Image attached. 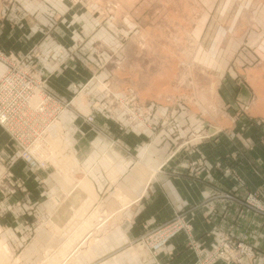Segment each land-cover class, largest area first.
Instances as JSON below:
<instances>
[{"label":"rangeland","instance_id":"1","mask_svg":"<svg viewBox=\"0 0 264 264\" xmlns=\"http://www.w3.org/2000/svg\"><path fill=\"white\" fill-rule=\"evenodd\" d=\"M16 1L0 0V4L5 3L3 9L0 8V20L5 21L9 17ZM62 3L67 8L66 12L44 6L43 13H40L42 19H38L37 12L33 10L38 5H44L43 0L23 1V19L37 22L43 28L37 30L43 34V38L18 60L28 57L27 61L42 74V67L50 63L49 60H41L44 57L43 41L54 36V26L66 20L88 21L92 27L89 28L90 34L88 37L83 34L73 36V52L77 53L79 51L76 48L87 46L91 54L90 68L96 72L98 69V72L90 75L86 90L93 91L89 93V99L88 95H82L86 96L87 101H83L80 112L89 110L87 108L92 99L98 102V108L104 110L107 116L115 118V121L120 118L121 121H116L118 126L126 129L132 128L128 124L127 112L122 108L128 101L127 106L149 103L153 107L156 104L181 102L189 107L184 110L185 114L188 115L190 111L191 115L201 119V123L185 128L186 133L180 142L186 149L198 153L187 165L185 176L195 177L200 183L204 200L194 207L202 210L205 222L210 225L201 242L188 238L189 244L195 249L194 264H215L219 261L225 264H264L263 247L257 244L256 239L249 242L238 233L240 221L237 218H232L233 223L230 224V210L240 214L245 209L243 211L253 216L264 218V60L262 57L256 59L254 51L258 42L262 44L264 36L256 22L258 6H264V1L63 0ZM212 7L215 8L214 12L210 10ZM244 7L249 12L244 13ZM129 9L132 10V16L136 10V28L130 29L127 23L117 25L122 29L116 34L119 46L110 48L97 37L96 22L108 26L107 22L116 17L123 22L130 15ZM263 15L260 14V18ZM230 26L235 27L233 31L229 30ZM246 48L251 52L249 59H237L241 50ZM212 49L214 56H209ZM102 71L106 72L104 78L105 74L98 76ZM229 76L234 79V83H230ZM43 80L47 81L44 75ZM229 86H245L248 89L246 100L239 93L233 94L237 106L232 109L233 113L227 101L232 94L225 90ZM110 103L114 104V109L109 106ZM172 113L171 122L176 123L175 111ZM154 117L155 114L150 119L154 120ZM242 117H246L248 124L239 125ZM170 125L172 131L177 132L173 123ZM147 127H151V124L148 123ZM133 128L147 134L152 132L144 125ZM19 155L20 149L14 139L0 151V241L9 248L5 264H22L19 255L32 239L34 245L24 254L26 261L28 257H33L41 259L42 264H64V255L89 229L95 228L97 222L80 229L81 234L78 236L79 232L74 233L81 226V220L68 227L69 223L59 226L53 221L40 219L43 206H38L31 197L36 195L34 190L42 177L45 179L42 184L46 185L44 194H49L48 184L53 179L48 174L53 172V165L48 168L49 163L47 166L43 164L42 169L46 171L41 176L35 161H24ZM58 157L73 158L71 162L77 164V168H74L79 170L78 176L92 183L83 174L74 149L70 155ZM48 159L57 168L55 178L67 189L63 184L60 161L57 158ZM24 162L29 165L26 166ZM83 182L78 185L82 186ZM79 207L70 215L74 216ZM104 208L102 203L92 204L82 220L86 217L89 220L94 217L96 221L102 218L100 224H105L106 219L113 214ZM90 213H93L92 216ZM184 213L183 216L175 215V220L168 223H174L180 217V228L173 235L179 230L188 234L193 230L192 218H187V210ZM22 217L25 219L19 220ZM113 225L114 217L106 222L100 233L104 234ZM50 231L60 236L58 242L50 241ZM70 236L75 240L66 248L64 244Z\"/></svg>","mask_w":264,"mask_h":264},{"label":"crops","instance_id":"2","mask_svg":"<svg viewBox=\"0 0 264 264\" xmlns=\"http://www.w3.org/2000/svg\"><path fill=\"white\" fill-rule=\"evenodd\" d=\"M23 1L17 0L12 5L9 17L5 21L0 20V51L15 59L22 57L43 38V34L37 32L38 29H43L37 22L23 19ZM43 2L44 5H38L33 10L37 12L38 19H42L43 15L40 16V13H43L44 6L53 7L59 12L67 11L62 3L63 0H43ZM3 4L5 3L0 4L1 9H3ZM210 10L214 12L215 8L212 7ZM263 10L264 6H258V19L256 20L258 28L263 30L262 35H264V15L260 18V14H264ZM129 11L130 15H127V20L123 22L118 17L109 20L108 26L100 24V21L96 22V35L105 45L110 48L119 46L116 34L122 32V29H119L117 25L127 23L130 29L136 28V10L133 16L131 15L132 10L129 9ZM243 11L245 13L248 10L244 7ZM89 28L92 27L88 21L69 22L66 20L54 26V36L43 41L44 57L41 58L43 62L50 61L41 69L47 80L46 87L57 98H60L62 103H68L65 108L67 112L64 110L59 116L63 124V132L72 141L83 174H86L93 183L97 193L95 204L102 203L113 214L112 218L114 217V225L104 234H99L98 240L82 249L71 264H194L195 249L189 244L188 238L191 237L201 242L204 239L205 230L210 225L205 222L202 210L194 207L204 200H202L200 183L195 177L185 176L187 165L190 160L198 156V153L195 154V151L186 149L180 142L186 133L185 128L199 125L201 119L194 114L191 115L190 111L188 115L185 114L184 110L190 108L185 107L181 102L156 104L153 105L155 114L153 122L156 130L147 134L136 128H120L116 121H121V119L117 118L118 120L115 121V118L107 116L104 110L98 108V102L92 99V103L90 102L87 108L89 110L85 113L80 112L83 101H87L86 96L82 97V95H88L89 99V93L93 91V89L86 90V86L96 70L90 68L91 54L87 46L76 48L79 52H73L75 51L73 36L83 34L82 36L88 37ZM229 28L233 31L235 27L230 26ZM254 51L256 59L262 57L264 60V36L262 44L258 42L257 49ZM211 53L207 54L214 56L213 49ZM250 55V49L246 48L241 50L237 59L243 61L249 59ZM5 70V64L0 61V76ZM102 74H105L102 77L104 78L106 72H99L98 76ZM229 80L230 83H234L231 77ZM225 90L232 94L227 101L233 113L232 109L237 108L233 94L239 93L241 98L246 100L248 89H245V86L241 88L229 86ZM62 103L56 102L51 104V107L55 108L57 104ZM171 111L173 113L175 111L176 123L171 122ZM232 113L229 116L232 117ZM88 115L94 117L93 122L87 121ZM245 118H240L239 125L248 124ZM172 123L177 131L175 133L170 127ZM172 134L176 136L171 137ZM13 139L9 131L0 124V151L5 149ZM17 147L20 149L18 144ZM208 155L211 157V152ZM27 162H24L26 166L29 165ZM35 163L40 175L43 176L46 170L42 169L43 166L39 162L35 161ZM52 165L49 164L48 168ZM55 173H57V168L53 165V172L48 174L53 179L48 184L49 194H44L43 188H46V185L42 184L45 181L42 177L34 190L36 195L31 197V200L38 206H43L40 219L53 221L63 226L72 221L73 215L71 216L70 212L81 206L89 194L80 185L69 184L70 187L66 189L55 178ZM209 201L211 204V199ZM215 201L213 202L216 203ZM186 210L187 218H192L193 223V230L189 234L184 230H179L162 243L153 238L158 228L175 220V215H185ZM243 210L245 209H242L240 214L230 210V224L233 223L232 218H237L240 221L237 228L238 233L249 242L256 239L257 244L264 249L263 216H253ZM21 219L25 218H19ZM216 220L215 217L214 221ZM51 236L50 241L58 242L59 235L52 233ZM32 245H34L33 239L19 255L22 264H42L41 259L33 257H28L27 261L24 259V254ZM215 264L225 263L219 261Z\"/></svg>","mask_w":264,"mask_h":264},{"label":"bare ground","instance_id":"3","mask_svg":"<svg viewBox=\"0 0 264 264\" xmlns=\"http://www.w3.org/2000/svg\"><path fill=\"white\" fill-rule=\"evenodd\" d=\"M0 60L3 61L7 66V69L4 74L10 72L12 66L19 63L18 58H12L11 56L4 54L2 51H0ZM23 72L26 73V71ZM15 76L19 78V75ZM43 85L47 86V82H44ZM26 100L29 102V105L23 110L25 114V120L27 122V124H24L23 126V135L27 138L33 137L31 142V148L29 147L31 154L35 156L39 164H42L44 162L43 164L45 166H47V163L53 164V162L48 159L49 157L57 158L62 165V169L60 170V172L64 179L63 184L69 188V184L75 186L78 185L81 181H84L82 187L89 194L88 198L84 201V203L76 210L72 221L69 223L68 227H70V225L74 226L78 220H81L82 223H80L82 227L78 226L79 228H76L77 230L74 233L76 234L79 231L81 232L80 229H82L83 227H90L94 222H97L95 228L91 230L89 229L90 231L88 230L83 236H81L78 241L76 240L77 243L75 242L76 244L74 245V247L71 246L72 249L69 253L65 252L66 255H64V264H71V262L77 256V253H79L82 249L91 245L93 242L100 238L99 234H101L100 232H102L100 231V229H102L106 222L112 218V215L106 219L105 224L104 222H102L103 224H100V220H103L102 218H98V220L96 221L95 219H93L94 217L90 220L89 217H86V219L83 218L85 219L84 221L82 220V217L89 211V207L94 204L97 199V193L95 192L94 186L92 185V183H89L88 180H86L85 178L78 176L80 175V173L77 172L79 170H76L74 168V166L77 168V164L74 165V163L71 162L73 158L69 160V157H58L70 155L74 148L72 146V141L64 135L63 124L59 117V113L57 114V112L48 108L45 109V107L43 106L44 103L46 104V106L50 104V102L46 98L45 90L43 89V87L41 85H37L35 87L34 93L29 94ZM36 156H38L40 159ZM72 163L73 165H71ZM92 214L93 213H90L89 215L92 216ZM102 215L103 214H101V216ZM80 232L78 233V236L81 234ZM71 237L72 236L67 239L64 244V247L66 246L67 248L73 243L75 238ZM62 249L63 248H61V250ZM8 253L9 248L0 241V264L7 263Z\"/></svg>","mask_w":264,"mask_h":264},{"label":"built area","instance_id":"4","mask_svg":"<svg viewBox=\"0 0 264 264\" xmlns=\"http://www.w3.org/2000/svg\"><path fill=\"white\" fill-rule=\"evenodd\" d=\"M27 59L28 57L21 58L22 61L18 60L19 63L13 65L11 71L0 78V124L9 131L19 145L20 157L30 162L34 160L37 161V159L29 150L33 137L27 138L23 135V126L27 124L23 112L29 105V102L26 100L27 97L29 94L34 93L37 85H41L45 90L47 100L50 102L47 106L45 103L43 104L45 109L54 110L60 115L68 106V103H62L60 98H57L55 94L51 93L48 88L43 85V83L46 82L43 80V75L37 71ZM23 71H26V73ZM15 75H19V78ZM56 102H61L62 104H57V107L52 108L51 104ZM140 104L142 105L132 104L127 106L129 105L128 101L126 102V106L122 107L123 111L127 112L128 124H130L132 128L136 125H144L145 128H150L151 131H153L156 125L150 117L154 115V108L147 103ZM113 105V103H110L109 106L113 108ZM110 107H108V109H111ZM87 121L93 122L94 117L88 115ZM148 123L151 124V127H147ZM43 163L40 165L43 166ZM179 219L180 217L176 219V222L158 228L155 231V234H158L157 238L153 235L155 240L162 243L168 237L172 236L180 228L178 225Z\"/></svg>","mask_w":264,"mask_h":264}]
</instances>
